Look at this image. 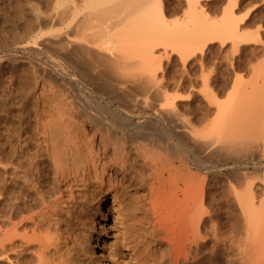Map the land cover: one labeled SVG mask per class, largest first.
<instances>
[{
  "label": "bare ground",
  "instance_id": "obj_1",
  "mask_svg": "<svg viewBox=\"0 0 264 264\" xmlns=\"http://www.w3.org/2000/svg\"><path fill=\"white\" fill-rule=\"evenodd\" d=\"M15 1V12L22 16L24 3ZM170 1L46 0L45 7L36 0L28 3L32 18L30 24L25 21L29 27L22 46L31 50L41 43L59 56L53 68L31 66L38 71L25 88L32 104L19 102V108L9 109L11 150L0 157V264H108L97 251L105 250L109 209L129 248L111 249L110 264H264V187L259 186L263 193L259 187V194L254 192L256 181L251 178L246 187L239 183L242 189L232 181L226 187V202H238L246 223L242 241L240 236L234 240L219 235L220 212L206 207L210 173L235 171L229 164L234 156L264 154V115H259L264 108L263 58L253 61L257 67L250 64L254 70L248 71L254 75L247 91L242 90L249 86L247 80L238 81H244L242 89L236 81L232 87L228 73L232 90L222 101L214 89L203 94L210 75H215L201 72V88L194 85L205 90L200 95L216 113L210 117L209 108V117L199 121L190 118L192 113L187 117L189 102L178 87L183 74L177 79L163 66L174 54L184 64L215 39L222 46L230 39L234 56L241 46L262 41L261 23L255 33L243 30V18L236 17L233 6L237 0H228L232 4L214 19L200 0L171 1L184 2L178 14L171 11ZM236 57L227 60L234 64ZM9 58L18 61L15 54ZM171 79L177 91L169 90ZM215 196L209 197L210 206L218 203ZM207 226L217 236L212 249L204 239Z\"/></svg>",
  "mask_w": 264,
  "mask_h": 264
},
{
  "label": "rangeland",
  "instance_id": "obj_2",
  "mask_svg": "<svg viewBox=\"0 0 264 264\" xmlns=\"http://www.w3.org/2000/svg\"><path fill=\"white\" fill-rule=\"evenodd\" d=\"M27 1H31V0H22V4L24 5L23 6V14H22V16L20 15V13H18V12H15V11H17V5H16V1L15 0H0V157H2V155H3V157H5L6 155H8L9 153H10V150H11V139H10V130H11V124H10V121H12L11 120V115H10V110L12 109V108H19L20 106L19 105H23V104H25V105H27V103H29L31 100H29L28 98L26 99L25 98V93H27V91H26V86H28V83H30L29 84V86L31 85V80H32V74H34V72L36 71V69L35 70H33L35 67H31V66H35L36 64H39L42 68H46V69H50V68H53L54 67V59H58V56L59 55H57L58 54V52L56 51V50H54V48L53 47H50V46H44V44L42 45L41 43H39V45H38V43L37 44H35L36 46H33L32 48H31V50H29V49H27V48H24L23 46H22V43L23 42H21V41H24V40H26L27 38H25L26 36H25V34H27V32H28V28L27 27H29V25H27V24H30V20H31V18H32V16H30L31 15V13L29 12L30 10H29V5L32 3V4H35V3H38V5H43V7H45V1L44 0H36V2L34 3V0L33 1H31L30 3L29 2H27ZM38 1V2H37ZM39 1H41L40 3H39ZM172 2H174V0H171ZM170 1V7L171 8H173L171 11L173 12V13H176V14H178L179 12H178V10H181L182 8H185L184 6L185 5H183L184 4V2H180V3H176V4H174L177 0H175V2L174 3H172ZM184 1V0H183ZM201 1V3L202 4H204L205 5V9H206V11H207V14H209V16L210 17H221V15H223V9L225 10L230 4H232V1H228V0H200ZM256 1V2H255ZM231 2V3H230ZM236 2H237V5H236ZM235 2V4H233V6H234V10H235V15H236V17L238 16V18H240L241 16V18H243V20L242 21H240L239 23L241 24V26L242 27H246V28H243V30L245 29V31H248V32H251V33H255L256 32V30H258V28L255 30V28L257 27V26H259V23H261V25H260V28L262 29H260V31H259V35L261 36V38H262V41L264 42V0H237ZM28 3H29V5H28ZM258 3V4H257ZM182 4V5H181ZM28 7H27V6ZM177 5H179V6H177ZM257 9V12H256V9L253 7V6ZM173 6V7H172ZM175 6V7H174ZM225 6V7H224ZM235 7H236V9H235ZM250 7L252 8L251 9V13H249V14H247V16L245 15L244 16V13L246 14L247 13V11L250 9ZM175 8H177V9H175ZM248 8V9H247ZM254 8V9H253ZM247 10V11H246ZM254 10H255V13H257V14H255L254 13ZM259 10H260V12H259ZM29 13V14H28ZM240 13V14H239ZM260 13H262V14H260ZM242 14V15H241ZM260 14V15H259ZM215 15V16H214ZM219 15V16H218ZM251 15H253V17L251 16ZM254 15H256V16H254ZM30 16V17H29ZM261 17V18H258V17ZM25 17V18H24ZM27 17V18H26ZM29 17V18H28ZM252 17V18H251ZM213 18V19H214ZM254 18V20H252ZM22 19V20H21ZM27 19V20H26ZM30 19V20H29ZM216 19H218V18H216ZM260 19V20H259ZM258 20V21H257ZM27 22V24H26V22ZM244 23V26H243V23ZM16 23V24H15ZM27 25V27H25ZM247 29V30H246ZM253 29V30H252ZM255 30V31H254ZM253 31V32H252ZM25 32V33H24ZM24 34V35H23ZM259 36V37H260ZM25 38V39H23V38ZM229 40V41H228ZM228 40H226V43H224L223 44V46L222 45H220L221 43H223L222 41H219V39H215V40H211L210 42H209V44H207V46L205 47V50H204V55L203 54H198L197 56H191V57H188V59H187V61L184 63V64H182L181 63V60L180 59H178L179 57H176V56H178L177 54H174L173 55V58L171 59H169L170 61H168V59H167V61L165 60V58L163 59V61L162 62H164V63H166V64H164L163 66H164V68L170 73V74H172V76L174 75L175 77H177V79H178V77L179 76H181L182 74V84H187V85H180V86H178L180 89V91H181V93L183 94V92L186 94V96H184L186 99V101H188L189 102V106H187V109H186V112L187 111H189V112H187V113H189V114H187V117L188 116H190V114L192 115V117H190V118H193L195 121H199V119L201 120V119H205L206 117H209V114H207V111H208V113H210L211 114V112L213 111H215V106L213 105V104H211L212 106H209L210 105V102L205 98V96H204V98L200 95V94H202V92L203 91H205L203 94H205V93H211L213 90L212 89H214V92H213V94H216L217 96H219L218 97V99L219 98H221V101H222V99H224L225 97H228V93H227V91H229V90H232V87H235V85H236V83H238V81H242V78H244L245 79V81L247 80L248 82L246 83V85L247 84H249V86L247 85H245L246 87H245V89H242V85L244 84V81H243V83L241 84H237V86L236 87H238V86H240L241 87V89L242 90H246V88H248L249 87V89H251L250 88V85L252 84L251 83V81L253 82V78H251L253 75H252V73L251 72H253V68L251 67V62L254 64L255 62H253V61H260L261 59H259L260 57H262L263 59L262 60H264V49H263V47H264V44H263V42L261 41V39H259L261 42L258 44V42H256L258 45H257V47H256V43H254L253 45H252V43H250V44H247V45H249L250 47H248L247 45H244V46H241L239 49H241V50H239V51H235V52H233L234 53V56H233V54L232 53H230V52H232L234 49H232L231 48V44H229V43H232L231 42V40L230 39H228ZM212 42V43H211ZM220 42V43H219ZM211 43V44H210ZM42 46H41V45ZM262 44H263V46H262ZM208 45H210V46H208ZM247 46V47H246ZM256 48H255V47ZM243 47H245V48H243ZM248 48V49H247ZM262 48V49H261ZM26 49V50H25ZM211 49V50H210ZM231 51H230V50ZM258 49V50H257ZM49 50V51H48ZM54 50V51H53ZM238 50V49H237ZM249 50V51H248ZM252 50H253V52H252ZM11 51V52H10ZM207 51V52H206ZM209 51V52H208ZM220 51V52H219ZM247 51V52H246ZM228 52V53H227ZM238 52V53H237ZM6 53V54H5ZM9 53V54H8ZM206 53V54H205ZM224 53V54H223ZM226 53V54H225ZM235 53H237V56L238 57H236V54ZM263 53V54H262ZM16 55V56H18V61L16 60V61H12L10 58H9V55ZM208 54V55H207ZM3 55V56H2ZM54 57H53V56ZM231 55H232V57H231ZM8 56V57H7ZM50 56V57H49ZM199 56H201V57H204V58H202V59H199V58H201V57H199ZM206 56L207 57H209V58H207L206 59ZM224 56H226V57H224ZM246 56V57H245ZM5 59H4V58ZM198 59H197V58ZM236 57V60L234 59V61H233V63L235 64V67L236 68H234L233 67V69H232V65L234 66V64H230V62L233 60L232 58H235ZM256 57H258V58H256ZM1 58H2V60H1ZM10 60H9V59ZM22 58V59H21ZM192 60H190V59ZM227 58H231L230 60L228 59L227 60ZM237 58H239V60H237ZM243 58V59H242ZM246 58V59H245ZM19 59H21L20 61H19ZM213 59V60H212ZM215 59V60H214ZM227 61H226V60ZM35 60V61H34ZM199 60V61H198ZM203 60H207V61H205V63L203 62L201 65H199V62L201 63V61ZM209 60H211L210 62L211 63H208V61ZM261 60V61H262ZM34 61V62H33ZM166 61V62H165ZM188 61H190V62H188ZM196 61H198V62H196ZM215 61V62H214ZM14 64H13V63ZM31 62H33V64L31 63ZM36 62H38V63H36ZM171 64H170V63ZM195 62H196V64H195ZM238 62V63H237ZM240 62V63H239ZM212 63H213V65H212ZM228 63V64H227ZM257 63L258 62H256L255 63V65H252V66H255V67H257L258 65H257ZM206 64H208L209 66H207ZM251 64V65H250ZM43 65V66H42ZM165 65H167L168 66V68H169V70L167 69V66H165ZM170 65V66H169ZM186 65V66H185ZM212 65V66H211ZM228 65H230L231 66V68L228 66ZM238 67H237V66ZM260 65V64H259ZM182 66H185V68H187V69H185L184 67H182ZM206 66H207V68H206ZM214 66H215V68L217 69H214ZM216 66H218V67H216ZM225 66V67H224ZM180 67V68H179ZM201 67V68H200ZM213 67V68H212ZM181 68H183V69H181ZM230 68V69H229ZM249 68V69H248ZM250 68L251 69H253L252 71H248V70H250ZM209 69V70H208ZM214 69V70H213ZM184 70V71H183ZM186 70H188V71H186ZM190 70V71H189ZM214 73V75H215V78L214 77H212L213 75L211 74L212 72ZM216 70V71H215ZM220 70V71H219ZM233 70H234V72H233ZM184 73H183V72ZM211 73H210V72ZM161 72V71H160ZM201 72H202V74H211L210 75V80H209V83L206 85H204L205 86V88H204V86H202V88H204L203 89V91H199V88L197 87L198 85H199V87H200V83H201V85L203 84V82L201 81V79L199 78V75L201 74ZM209 72V73H208ZM215 72H217L216 74H215ZM230 72V73H229ZM242 72H244V73H242ZM251 74V75H249V73ZM63 72L62 71H60L59 72V74H62ZM169 73H167V74H169ZM190 74V75H188V74ZM218 73L220 74V75H218ZM222 73V74H221ZM230 75H229V74ZM233 73V74H232ZM35 74H38V71H36V73ZM194 74V75H193ZM196 74H198L196 77H198L200 80H198V78H194V76L196 75ZM224 74V75H223ZM235 74V75H234ZM241 74L243 75V76H241ZM248 74V75H247ZM193 76V77H190L189 79H190V81L188 82V76ZM218 75V76H217ZM230 76L233 80H234V86H229V84H230V81H231V83H233V80L229 77V79L227 78V76ZM240 75V76H239ZM249 77V78H247V76ZM171 76V75H170ZM185 76H186V78H185ZM201 76V75H200ZM217 76V77H216ZM221 76V77H220ZM233 76H235L234 78H233ZM246 76V77H245ZM29 77V78H28ZM181 77H179V78H181ZM184 77V78H183ZM224 77V79L226 80V79H228L227 81L229 82H227V81H225L224 79H222ZM241 78V80H238V78ZM192 78H194V79H197L195 82L192 80ZM214 80V82H213V80ZM239 78V79H240ZM216 79V80H215ZM212 80V82H210ZM251 80V81H250ZM27 81V82H26ZM171 81H173L172 79L169 81L170 83H168V86H169V88H172V86H173V88L174 89H176V90H173V88L172 89H169V90H171V91H177L178 89L176 88V83L174 82V83H171ZM185 81V82H184ZM193 81V82H192ZM200 81V82H199ZM235 81H236V83H235ZM190 83L189 85H188V83ZM216 82V83H215ZM218 82V83H217ZM193 83V84H192ZM212 83V84H211ZM213 83H214V85H213ZM251 83V84H250ZM172 84H174V85H172ZM193 85L192 87L190 86V85ZM196 84H198L197 86H195ZM217 84V85H216ZM213 87H212V86ZM175 86V87H174ZM183 86H185V87H183ZM252 86V85H251ZM189 87H191L192 89H188ZM196 87V88H195ZM226 87V88H225ZM235 87V88H236ZM197 89L198 90V92H199V94H196V93H198L197 92V90H195V89ZM201 88V87H200ZM233 89V92L236 90V89ZM253 88V87H252ZM23 89V90H22ZM188 89V90H187ZM240 89V90H241ZM249 89H247V90H249ZM27 90H28V87H27ZM183 90V91H182ZM193 90H195V95L194 96H192V91ZM201 90V89H200ZM246 90V91H247ZM26 91V92H25ZM191 93V94H189V92ZM215 91H217V93H215ZM253 91V90H252ZM194 92V91H193ZM250 92V91H249ZM226 93H227V95H226ZM231 93V92H230ZM229 93V94H230ZM10 95V96H9ZM21 95V96H20ZM27 95V94H26ZM187 95H190L189 97L190 98H192V99H190V98H188L187 99ZM196 95H198L199 97H196ZM262 95L264 96V92H262ZM194 97H196L195 99H194ZM200 97H202V98H200ZM201 99H203V101L201 100ZM226 99V98H225ZM24 100H26V101H24ZM264 100V99H263ZM24 101V102H23ZM27 101H29V102H27ZM6 102V103H5ZM21 104H20V103ZM23 102V103H22ZM6 104V105H5ZM30 104H32L31 102H30ZM29 104V105H30ZM261 104V103H260ZM260 104H256L258 107H260L261 108V105ZM264 104V101H263V103H262V105ZM19 107H18V106ZM190 105H191V107H190ZM260 105V106H259ZM209 106V107H208ZM202 107V108H201ZM264 107V106H263ZM212 110H210V109ZM214 108V109H213ZM260 108H258V110L260 109ZM10 109V110H9ZM264 108H261L260 109V111H261V113L259 114L258 112H260V111H257L256 112V114H259V115H261L262 116V114L264 115V110H263ZM204 110V111H203ZM254 110L256 111V107L254 108ZM263 110V111H262ZM202 111H203V113H202ZM210 111V112H209ZM212 112V114L213 115H211L210 117H212V116H214L215 115V113H216V111L213 113ZM252 112H254L253 110H252ZM7 113H8V115H7ZM202 114V115H201ZM197 115V116H196ZM202 116L201 118H199V116ZM206 115V116H205ZM208 115V116H207ZM196 118H197V120H196ZM262 120L263 119H261V122H262ZM261 122L259 121L258 123H260L259 125H261ZM263 122H264V120H263ZM10 124V125H9ZM263 125H264V123H262ZM9 130V131H8ZM9 133V134H8ZM262 137V136H261ZM258 138V140L257 141H259V140H261L262 138H260V137H257ZM8 140H9V142H8ZM261 141H264V138H263V140H261ZM8 142V143H7ZM261 143V145H264V143H262V142H260ZM10 144V145H9ZM7 146H9V147H7ZM10 148V149H9ZM263 148V147H262ZM262 148H261V150H262ZM264 151V150H263ZM253 153L254 154H257L259 157H256V155L254 156V157H252V155H253ZM260 153V152H259ZM261 154H262V152H261ZM261 154H258V153H255L254 151L252 152V151H250L245 157H243V156H241L242 157V159L239 157V156H234L233 157V159L230 161V165H233L234 166V168H235V171H233V172H230L229 173V171L226 169V168H223V169H221L219 172H214V173H210L207 177V180L210 178V180L208 181V183L209 184H207V186H208V188H210V190L211 191H208L209 193H208V196L210 197L211 195L214 197L215 195H217V196H215V197H217V199H219V200H217V204H213L214 206H210L211 205V200H209L210 198L209 197H207L208 199H207V202H206V207H208L209 209H212V208H214L215 210H217V213L218 212H220V213H218V221H219V230L217 229V232L218 233H221V234H219V235H223L224 233H225V235L226 234H228V235H230V236H232V238H234V240H236L237 238H239V236L241 235V236H243V235H246V233L247 232H245V230H246V223L244 224V219L242 220V211H241V209H240V206L239 205H237L238 204V202L237 203H234V202H236V201H234L233 199L229 202V203H227L226 202V200H225V197H224V194H226V187L229 185V181H232L233 183H235V184H237L238 186H239V188H240V185L241 184H243L245 187L247 186V185H250L251 183H250V181H251V179H253L252 181L254 182V181H256L255 183H257L256 185H254L255 183H253L252 184V186L251 187H253L252 189L253 190H255L256 189V191H254V192H256L257 194H259V190H260V192L261 193H263L264 191H263V189H260V187L261 188H263L264 187V183H263V181H264V175H263V171H264V163H262L263 161H264V158H263V155L261 156ZM5 155V156H4ZM237 157V158H236ZM252 158V159H251ZM260 158V159H259ZM238 159H240V160H238ZM248 159V160H247ZM258 159V160H257ZM235 160V161H234ZM243 162H242V161ZM239 161V162H238ZM255 161V162H254ZM245 162L247 163V164H245ZM249 162V163H248ZM253 163H254V165H253ZM245 164V165H244ZM257 164V165H256ZM258 164H259V166H258ZM242 165V166H241ZM248 166V167H247ZM238 167V168H237ZM241 167H243V168H241ZM256 167V168H255ZM258 167H260V169L258 168ZM251 173H249V172H247V170ZM257 168H258V170H257ZM239 169V170H238ZM244 171L243 173H242V170ZM250 169V170H249ZM252 169V170H251ZM245 170H246V172H245ZM255 170V171H254ZM256 170H257V172H256ZM237 171H239V172H237ZM227 173H228V175H227ZM234 174V175H232V174ZM238 173H239V175H238ZM223 176H222V175ZM242 174H244V175H242ZM227 177V179H228V181L226 180V178H225V176ZM246 175H248V177L246 176ZM251 175V176H250ZM263 175V176H262ZM219 176V177H218ZM230 176V178H228ZM233 176V177H232ZM250 176V177H249ZM222 177V178H221ZM246 179H245V178ZM262 177V178H261ZM216 178L218 179V180H216ZM250 179V181L248 180V179ZM261 178V179H260ZM220 179H221V181H220ZM262 179H263V181H262ZM260 180V182H258ZM244 182H246V183H244ZM262 182V183H261ZM227 183V184H226ZM239 183H241L240 185H239ZM261 184V185H260ZM243 185H241V188L240 189H242V186ZM210 186V187H209ZM256 186V187H255ZM260 186V187H259ZM214 187H215V189H214ZM245 187H243V188H245ZM254 187H255V189H254ZM258 187H259V190H258ZM263 191V192H262ZM225 192V193H224ZM218 193V194H217ZM260 193V194H261ZM221 195V196H220ZM262 195V197H263V195L264 194H261ZM218 196H219V198H218ZM108 198H107V203H108V207L112 204V196L111 195H109V196H107ZM220 198H223L222 199V201L220 200ZM210 202V203H209ZM212 202H216V199H215V201L213 200ZM222 202V203H221ZM220 203V204H219ZM223 204V205H222ZM239 206V207H238ZM110 208V207H109ZM230 211V213H228V212ZM228 214V215H227ZM230 215V216H229ZM237 215V216H236ZM235 216V217H234ZM240 216V217H239ZM242 217V218H241ZM225 218V219H224ZM242 220H240V219ZM238 219V220H237ZM230 221V222H229ZM231 221H233V222H231ZM240 221V222H239ZM105 223V227H106V230H105V233H104V235H103V239H104V247H105V250H99V251H97V253L99 254V255H102V257H104L105 259V261H107L108 262V264H110V263H112V260H111V258H110V256H109V251H111V249H113V248H117L118 250H128L129 248H128V246H126V244H125V241L123 240V233L120 231V229H119V226H117V224H116V222H115V219H114V215H113V211L111 210V209H109V213H108V215H107V219H106V221L104 222ZM221 225H223V226H221ZM221 226V227H220ZM225 226V227H224ZM235 226V227H234ZM243 226H245V229H244V227ZM208 227V226H207ZM224 227V228H223ZM223 228V229H222ZM232 228V229H231ZM221 229V230H220ZM229 229V230H228ZM231 229V230H230ZM222 230H224V231H222ZM242 232H240V231ZM222 231V232H221ZM230 231H232L231 233H230ZM208 232V233H207ZM240 233V234H239ZM204 234H205V236H204V239H205V241H207L208 243H210V244H208L207 245V247L209 246L211 249H212V244H214L213 242H214V239H216L215 237H217L216 236V234L214 233V235H215V237H214V235H213V232L211 231V229L208 227V229L206 228L205 229V232H204ZM232 234V235H231ZM218 235V234H217ZM234 235V236H233ZM213 237V239H212V237ZM240 236V237H241ZM237 237V238H236ZM244 237V236H243ZM243 237H241V240H240V238H239V240L238 241H242V238ZM236 238V239H235ZM228 239H231L230 237H228ZM244 239V238H243ZM212 241V242H211ZM229 242H231V241H229ZM238 243H240V242H238ZM238 243H236V244H238ZM230 244V243H229ZM211 245V246H210ZM234 245V244H233ZM235 246V245H234Z\"/></svg>",
  "mask_w": 264,
  "mask_h": 264
}]
</instances>
